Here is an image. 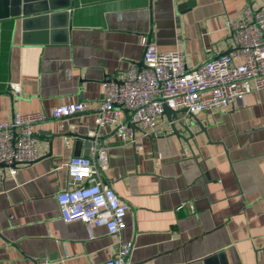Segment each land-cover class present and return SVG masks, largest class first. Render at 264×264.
I'll return each mask as SVG.
<instances>
[{
	"label": "crops",
	"instance_id": "0c3cea01",
	"mask_svg": "<svg viewBox=\"0 0 264 264\" xmlns=\"http://www.w3.org/2000/svg\"><path fill=\"white\" fill-rule=\"evenodd\" d=\"M184 1L44 0L27 18L0 6V120L87 106L36 126L37 161L14 175L0 164V264H103L121 240L133 242L126 264H264V90L196 113L206 131L181 111L193 123L189 143L168 135L164 113L156 135L135 141L95 122L103 81L142 67L143 35L160 50L182 49L192 69L234 50L229 21L247 5L264 8V0H196L179 9ZM93 134L99 141L88 146L81 136ZM99 145L110 155L102 181L129 205L118 234L65 222L56 198L70 158L93 157Z\"/></svg>",
	"mask_w": 264,
	"mask_h": 264
},
{
	"label": "built area",
	"instance_id": "2783aa9c",
	"mask_svg": "<svg viewBox=\"0 0 264 264\" xmlns=\"http://www.w3.org/2000/svg\"><path fill=\"white\" fill-rule=\"evenodd\" d=\"M229 25L234 50L192 69L186 65L182 49L160 50L148 35H143L145 67H132L103 81L102 98L94 110L97 126L115 123L117 138L135 141L137 134H157L165 105L196 114L214 107L228 108L242 102L248 92L264 90V8L247 5L243 14L232 18ZM10 86L19 90L17 84ZM86 110L83 101L67 102L49 112L21 113L11 121L0 120V162L9 166L14 175L19 166L40 157L37 125ZM125 110L134 111L129 122L122 118ZM130 123H136L138 129L133 130ZM109 164L108 148L102 145L94 148L93 157L75 155L66 163L67 186L56 196L65 222L80 220L87 224L89 234L95 226H105L109 234L123 229L129 205L102 181ZM132 249L131 240H121L113 256L103 264H124Z\"/></svg>",
	"mask_w": 264,
	"mask_h": 264
},
{
	"label": "water",
	"instance_id": "95a60500",
	"mask_svg": "<svg viewBox=\"0 0 264 264\" xmlns=\"http://www.w3.org/2000/svg\"><path fill=\"white\" fill-rule=\"evenodd\" d=\"M0 1H3V0H0ZM5 1L8 4H0V6L6 7V9H9V10L11 7H17V13L22 14L24 17L27 18V17L32 16L31 15L32 13H38L40 11V10H36L35 12H33V10L30 8L32 6V4L34 2H43L44 0H5ZM49 3H50L49 10H55L56 8L53 6V4L51 2H49ZM195 5H196V0H187L181 4H178V8L183 10V9H187L189 7H193ZM141 64H142L141 68L145 67L144 61H142ZM141 68H139V69H141ZM181 111L185 112L187 115L195 117L194 113L188 111L185 108L173 109V108L168 107L166 105L164 106V115L167 116V119L170 122V132L168 133V135H175L178 138L189 143V138H191L192 134H193L192 128H191V126H193V123L190 124L185 119L179 118V113ZM125 112H126L125 122H129L132 119L134 111L125 110ZM195 120H196V122H198V124L200 126V130L206 131L205 126L201 123V121L197 118ZM130 126L133 128V130L138 129V126L136 123H130ZM185 133H188L189 137H186ZM81 137L86 140V142L88 143L87 144L88 146H91L94 141H97V142L99 141V137L94 136V135L81 136ZM0 164L5 165L4 163H1V162H0ZM127 258L128 257L124 258V264L127 263Z\"/></svg>",
	"mask_w": 264,
	"mask_h": 264
}]
</instances>
